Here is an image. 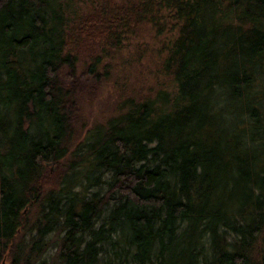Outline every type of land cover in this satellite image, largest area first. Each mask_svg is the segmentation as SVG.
Masks as SVG:
<instances>
[{"label": "trees", "instance_id": "obj_1", "mask_svg": "<svg viewBox=\"0 0 264 264\" xmlns=\"http://www.w3.org/2000/svg\"><path fill=\"white\" fill-rule=\"evenodd\" d=\"M144 23L158 86L71 144L79 92L101 85L103 55ZM6 254L264 264V0H0Z\"/></svg>", "mask_w": 264, "mask_h": 264}, {"label": "rangeland", "instance_id": "obj_2", "mask_svg": "<svg viewBox=\"0 0 264 264\" xmlns=\"http://www.w3.org/2000/svg\"><path fill=\"white\" fill-rule=\"evenodd\" d=\"M86 1L78 0L81 4ZM152 33L151 26L144 23L139 31L128 35L118 47L111 48L112 50L103 55L102 62L109 63V74L101 80V85L94 92H79V111L73 123L75 131L71 144L84 134L88 126L103 121L106 116L114 113L118 103L126 95L136 96L139 93L152 92L158 86L157 59L154 53L157 36ZM99 67H102V63ZM46 164L55 178L57 162L49 161ZM9 257V254L1 257L4 258V264H12Z\"/></svg>", "mask_w": 264, "mask_h": 264}, {"label": "water", "instance_id": "obj_3", "mask_svg": "<svg viewBox=\"0 0 264 264\" xmlns=\"http://www.w3.org/2000/svg\"><path fill=\"white\" fill-rule=\"evenodd\" d=\"M1 264H4V258L1 259Z\"/></svg>", "mask_w": 264, "mask_h": 264}]
</instances>
